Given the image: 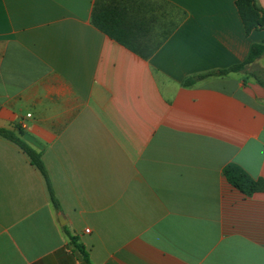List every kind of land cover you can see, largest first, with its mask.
Here are the masks:
<instances>
[{
    "label": "crops",
    "instance_id": "obj_1",
    "mask_svg": "<svg viewBox=\"0 0 264 264\" xmlns=\"http://www.w3.org/2000/svg\"><path fill=\"white\" fill-rule=\"evenodd\" d=\"M96 1L0 0V128L41 154L59 205L0 137V264H264V192L223 172L264 180V56L184 85L264 30L246 34L236 0H159L186 16L143 59L92 24Z\"/></svg>",
    "mask_w": 264,
    "mask_h": 264
},
{
    "label": "trees",
    "instance_id": "obj_2",
    "mask_svg": "<svg viewBox=\"0 0 264 264\" xmlns=\"http://www.w3.org/2000/svg\"><path fill=\"white\" fill-rule=\"evenodd\" d=\"M153 1L150 3L157 5L159 10L165 7L169 9V19L158 15L146 0H97L92 11V24L110 39L134 54L143 59H149L166 42L186 16L183 10L173 5L164 1ZM236 7L247 35H250L254 30H264V12L258 8L255 0H236ZM262 56H264V45L253 44L243 63L225 70L211 71L191 77L184 82V85L190 86L207 78L245 72L248 66ZM250 76L264 86V71L250 73ZM21 132L19 129L20 134ZM0 137L17 145L29 157L31 164L42 173L48 186L51 201L58 209V201L51 187L41 154L27 145L21 136L14 131L0 128ZM223 172L226 180L246 196L264 192V180L253 179L237 164H228ZM66 233L80 255L89 262L84 246L78 244L76 238L71 236L69 232L66 231Z\"/></svg>",
    "mask_w": 264,
    "mask_h": 264
},
{
    "label": "rangeland",
    "instance_id": "obj_3",
    "mask_svg": "<svg viewBox=\"0 0 264 264\" xmlns=\"http://www.w3.org/2000/svg\"><path fill=\"white\" fill-rule=\"evenodd\" d=\"M261 63H264V60H263V62H261ZM255 69L257 70V69H260V68H259V67H256Z\"/></svg>",
    "mask_w": 264,
    "mask_h": 264
},
{
    "label": "built area",
    "instance_id": "obj_4",
    "mask_svg": "<svg viewBox=\"0 0 264 264\" xmlns=\"http://www.w3.org/2000/svg\"><path fill=\"white\" fill-rule=\"evenodd\" d=\"M87 231H89V230H87Z\"/></svg>",
    "mask_w": 264,
    "mask_h": 264
}]
</instances>
